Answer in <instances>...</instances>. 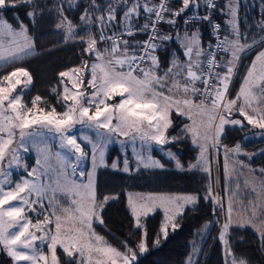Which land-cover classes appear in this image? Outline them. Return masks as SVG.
<instances>
[{"label":"snow or ice","instance_id":"obj_1","mask_svg":"<svg viewBox=\"0 0 264 264\" xmlns=\"http://www.w3.org/2000/svg\"><path fill=\"white\" fill-rule=\"evenodd\" d=\"M174 2L132 0L129 3V0H113L101 5L96 0H90L80 20L85 25L95 24L98 35L88 27L87 39L81 38L80 42L85 45L82 51L94 56L95 62L89 64L84 61L78 67L58 74L63 90L53 88L52 92L63 105L62 112H57L55 107H41L47 101L40 95L32 99L30 107L24 103L25 90L33 82L26 68L17 67L0 76V251H5L13 264H137L138 255L148 251V232L141 218L158 208L163 209L164 220L154 240L159 245L161 238L167 239L169 227L175 231L178 218H182L185 208L198 202L199 196L195 194L175 197L149 194L139 200L129 196L128 207L134 219L133 227L143 229L140 240L135 248L125 241L123 251L109 244L104 236L96 232L94 225H105L102 212L105 205L116 197L97 198L95 170L107 167L105 154L112 143L113 134L128 137L130 133H136L149 147L151 142L164 145L190 135L192 144L199 149V156L195 164H189L188 169L198 168L209 175L210 149L224 147L226 182L231 179L229 154L252 158L242 151L240 143L232 148L221 145V136L225 132V125L240 131L251 125L264 132V20L258 25L260 35H253L249 42L247 33L240 30L238 0H228L220 8L221 13L229 17L223 34L221 26L213 24V35L217 38L215 45L210 44L206 50L202 46L199 29L191 35L185 31L181 48L187 59L182 61L173 53L169 66L162 69L155 52L163 44L155 41H168L173 37L162 34L159 25L163 22L175 26L176 18L187 16L189 12L192 15L185 19V24L189 20H205L212 24L210 15L200 16L196 10L206 7L210 12L217 8L215 0H179V7H173ZM68 3L69 7H76L75 0H68ZM120 4L125 6V10L118 20L117 6ZM21 7L25 9V16L34 22L39 7L36 0H0V66L34 54L35 45L28 26L14 16L17 27H13L2 15ZM56 10L60 17L56 27L64 30L66 41L74 39L76 26L64 15L62 3L56 5ZM141 18L143 23L140 22ZM137 33L146 34L147 39L124 38H134ZM101 42L106 43L102 49L98 47ZM254 48L259 49L256 55L249 64L243 65L246 54ZM212 49H219L225 55L220 56L218 51ZM241 67L244 68L242 76ZM234 78L241 80L235 96L230 90ZM18 86H21L20 91H17ZM116 97H120L119 101L110 103ZM173 110L178 116H186L192 122L185 124L180 134L169 136ZM236 115L242 119L232 118ZM195 116L206 117V121L201 119L198 122ZM34 126L55 132L61 141V148L67 150V155L56 153L60 164L58 169L53 170L40 159L36 162L37 167L30 171L21 164L20 150L28 151L26 145L29 138L36 135L28 130ZM84 129L95 130V139L86 132L79 137L74 134ZM136 138L133 135L132 141ZM133 153L138 167H164L150 154L136 152L134 144ZM167 155L176 161L178 169L183 170L174 153L168 152ZM89 157L92 171L87 173V183L68 179V169L75 176L77 169ZM236 164L247 166L244 161L237 160L233 171ZM20 167L25 168L26 175L14 180L12 169ZM111 167L119 169V161H113ZM129 170V161L125 158L122 171ZM53 171L55 177L50 175ZM259 171L264 174V168ZM80 175L83 176L84 172L80 171ZM225 192L229 194L226 211L221 199L213 196L211 184L204 199H212L225 216L218 236L224 246L225 264H248L247 260L235 257L229 243V230L233 227H254L264 250V203L248 200L243 205L239 184L234 191L226 186ZM58 193L63 195L67 206L57 201ZM238 202L245 207L246 218L234 219V204ZM213 211L216 212V208ZM30 213L35 214V222ZM257 219L260 225L255 223ZM204 230H207L206 226ZM58 249L61 250L60 255ZM188 264H192L191 257Z\"/></svg>","mask_w":264,"mask_h":264},{"label":"trees","instance_id":"obj_2","mask_svg":"<svg viewBox=\"0 0 264 264\" xmlns=\"http://www.w3.org/2000/svg\"><path fill=\"white\" fill-rule=\"evenodd\" d=\"M225 1L227 0H220L215 10V18L221 23L223 32L226 28V21L220 12V8L224 6ZM75 2L76 7H69L68 0H36L39 7L36 10L37 14L34 22L25 16V9L22 7L3 13L6 20L13 26L17 27V21L13 19L14 16H17L19 20L28 26L29 35L34 40L36 50L33 55L23 60L0 66V76L6 75L19 66L26 68L33 77L27 97L29 99H32L35 95L45 97L44 100L47 103L44 105L54 104L58 107V98L52 92V89L59 81L58 74L61 71L71 68L76 62L80 65L81 61H92L95 59L94 56L82 51L85 45L80 40L81 38L87 39L89 34L87 30L77 33L74 39L66 41L64 30L56 27L60 18L56 5L61 3L64 8V15L76 27H82L83 22L80 20V16L84 14V9L89 7L90 0H75ZM96 2L97 4L106 5L113 2V0H96ZM131 2L132 0H129V3ZM245 4L241 5L239 9L241 12L238 19L240 30L242 33H247V37L250 35L251 38L253 35L259 36L260 29L258 25L264 20V0H248V3ZM172 6L179 7V0H175ZM124 10V5L120 4L117 6L118 20L123 16ZM176 20L178 27L184 26L181 17H177ZM165 26L164 23L163 27L165 28ZM202 28L205 31L203 36H207V41L209 42L207 27L202 25ZM94 34L98 35L95 24ZM139 36L137 34L134 38L127 37L126 39L136 40ZM169 43L175 44L174 41ZM168 47H170V44L167 45ZM167 48L158 50V55L164 59L162 66H167L171 61L172 52L166 51ZM257 50L259 49L254 48L246 56ZM165 51L166 55L163 56ZM46 108L49 109L50 106ZM184 120V117L176 116L172 121V126L168 129V135L175 136L180 134L182 126L186 122ZM249 131L250 126H247L244 131L228 126L221 138V143L228 148L240 143L241 147L246 150H257L260 148L264 150V138L256 139L255 141L244 140L245 135ZM167 146L176 152L183 166H188L197 157V147L193 146L185 136H181L179 140L169 143ZM154 154L160 157L164 164L172 166L173 163L164 158L159 151H154ZM112 156L113 149L110 150L108 159L110 160ZM222 160V154H219L217 158L213 150L211 151L213 194L214 197L220 198L224 204L225 178ZM252 164L257 169L264 168V152L258 154L253 159ZM102 194H104V189L102 188V182H99V199L103 198ZM110 196H114L116 199L110 200L102 212L105 225H94L95 230L99 235L104 236L109 244L121 251L124 250L125 241L128 242L130 247L135 248L143 229H135L133 227L134 219L128 207L127 195L124 190H121L117 193H111ZM198 196V202L195 205L187 206L182 218H178V226L175 231L171 230L167 239L161 238L159 245H156L154 240L164 220V212L156 210L145 218V226L148 232V251L139 255L137 264H187L188 257L196 245H199L200 250L196 256L197 259L195 258V264H225L224 246L217 236L219 227L217 221H221L222 212L219 210V205L214 204L212 199L205 200L202 194ZM214 208H216V212L213 211ZM205 226L207 230H204ZM229 243L237 259L243 258L247 260L248 264H264V250L261 249L260 235L253 229L248 227L231 228L229 230ZM60 252L61 250L58 249V255H60ZM61 259L64 260L65 258L62 256Z\"/></svg>","mask_w":264,"mask_h":264},{"label":"rangeland","instance_id":"obj_3","mask_svg":"<svg viewBox=\"0 0 264 264\" xmlns=\"http://www.w3.org/2000/svg\"><path fill=\"white\" fill-rule=\"evenodd\" d=\"M141 2H143V0H141ZM242 2L243 3L241 5L243 4L246 5L245 3H247V0L245 1L242 0ZM92 11H94V9ZM92 19L94 20V16L92 17ZM81 26L82 27H76V33L86 31L88 27H91L92 33L94 34V24L85 25L83 22ZM157 44H161V42L158 41ZM105 46H106L105 42L98 45V47H100L101 49L104 48ZM35 50H36V45H35ZM256 52L252 53L251 55L245 56V58L242 61V64L243 65L249 64L251 60L254 58V56L256 55ZM155 55H157L156 52H155ZM179 59L181 58L179 57ZM90 61H87V62L91 64L92 62H95V59H93L91 62ZM83 62L84 61H81L79 64L82 65ZM80 65H78V62H76L74 66H72L71 68L78 67ZM19 67H22V66H19ZM243 72H244V68L241 67L240 69L241 76L243 75ZM86 78H90V77H86ZM240 83H241L240 78H234V83L230 89L233 96H235L236 92L238 91ZM30 86L31 85L28 86V88L25 90V94L23 95V101L29 107L31 106L32 99L36 96V95L33 96L32 99H29L27 97ZM20 87L21 86H18L17 91H20ZM68 87L71 88L70 83H68ZM54 88H57L58 91L63 90V86L60 84V78H59V81L55 84ZM42 98L44 99L45 97H42ZM119 99L120 97H116L115 100L110 101V103L118 102ZM47 106H50V108L55 107L57 112L64 111V107L61 103H58V107L54 104H48V105L41 104V107L45 109H47L46 108ZM194 118L198 122L201 119H204L206 121V117L202 118L200 116H195ZM232 118L242 119L238 115ZM115 122L116 121L114 119L113 123ZM191 122L192 121L190 120V121H187L185 124H190ZM185 124H183L182 128L184 127ZM228 126H231V125H225V129ZM248 126H250V131L245 135L244 140L255 141L256 139L264 138V132H262V130L252 128L251 125H248ZM79 128L80 126L77 125V129ZM28 131H32L36 133V135L34 136V138H29V143H27L26 145V147L28 148L27 152H24L23 149L20 150L21 164L26 165L27 170L30 171L32 168L37 167L36 162L38 159H40L42 162L46 161L47 164L50 165V167L53 170L58 169L60 164L56 156V153L67 155V150L62 149L60 146L61 141L58 135L55 132H49L47 129L40 128L39 126H34L32 129H29ZM100 131H104V130H100ZM84 132H86L88 135L92 136L95 139V135H96L95 130L84 129L83 132H75L74 134H76L79 137ZM133 135L137 137L134 142L132 141ZM187 138L188 140L191 141L190 135H188ZM122 141L124 142L123 144L121 143ZM133 144L135 146L136 152L143 151L145 155L150 154L154 160H158L161 164L164 165V167L163 168H144L142 166L138 167L136 158L133 153ZM111 149H113V156L109 160L108 158H109ZM153 149H156L157 151L161 153V155L164 158L173 162V165L168 166L164 164L160 157H157L155 154H153ZM87 150L88 149H86V151ZM212 150L214 152V155L217 158L219 154H222V158H223L222 163H223V168H224V162H225L224 147H219L218 149H212ZM262 150H263L262 148L257 149V150H246L242 148L243 152L251 155L252 157L251 159H248V156H245V155H239V156H233L232 154L228 155V163H229V168L231 172V179L228 180L227 182L225 180V187L227 186L228 189L234 191L236 190L237 184H239L240 200L243 201V205H246L248 200H253L258 203H264V187H262V185H264V174L258 173V169L254 167L252 164L253 159L258 154H260ZM168 152L174 153L176 155V158L178 159L176 152L172 148L165 147V144L157 145L155 142H151L150 147H149L148 144H146L145 142L139 139V136L136 133H130L128 137L113 134L112 143L109 144L107 152L105 154V162L107 164V167H98L95 170V186H96L97 198L99 199L98 197L99 182H102V188L104 189V194H102L103 197L110 196L111 193H117L121 190L125 191L127 198L131 196L134 200H139L140 197L147 196L149 194L163 195V196H169V197L189 195V194H195V195L202 194L205 196L207 194V189H208L209 184H211L212 194H213V180H212L213 166L212 165H210V168H211L210 175L209 173L200 171L198 168L189 170L188 166H183V170H180L176 167V161L168 157L167 155ZM198 156H199V149L197 153V157ZM125 158H127L129 161V167H130L129 172L122 171L123 161ZM209 159H210V152H209ZM115 160L119 161V164H120L119 169H113L111 167L113 161ZM237 160L244 161L245 165L247 166L241 167L240 165L236 164L235 170L233 171L232 168H233L234 162ZM196 162H193L192 164H195ZM12 171H13L14 180H18L20 177L26 175L24 167H20L19 169L14 168L12 169ZM80 171L84 172L83 176L80 175ZM90 171H92V162H91V158L89 157L87 160L83 161L81 167L77 169L75 176H72L70 174L71 169L70 168L68 169V172H69L68 179L70 180L74 179L78 183H81V182L87 183V173ZM50 175L52 177H55L56 175L55 171L50 173ZM224 178H225V173H224ZM61 181L63 182V177H61ZM253 188H255V191H253ZM223 196L225 197V201L223 205L226 211L228 200H229V194L225 192ZM258 196H259V200H257ZM57 201L62 206H67V202L65 201V198L63 197L62 194H59V193L57 194ZM243 205L239 202L234 204V208H235V211L233 213L234 219L246 218V209ZM157 210L163 211L162 208H158ZM237 213L239 214V216H237ZM150 214L152 213H149L148 215ZM29 215L33 219V222H35V219H36L35 214L30 213ZM247 215H250V213H247ZM145 218L146 217L141 218V223H143L144 225H145ZM224 219H225V216H224V213H222L221 221L219 222V227L217 229V236H219L221 224L224 222ZM255 223L257 225H260V220L257 219ZM246 227L251 228L254 231H256V229L252 226H246ZM171 230H172L171 227H169L168 235ZM0 248H2V246H0ZM199 250H200L199 245H196L193 247L191 254L189 256L192 259V264H195L196 259H197L196 256L197 254H199ZM189 257L187 260V264L189 261ZM0 264H13V261L11 260L10 257L7 256L5 251H0ZM21 264H27V262H21Z\"/></svg>","mask_w":264,"mask_h":264},{"label":"crops","instance_id":"obj_4","mask_svg":"<svg viewBox=\"0 0 264 264\" xmlns=\"http://www.w3.org/2000/svg\"><path fill=\"white\" fill-rule=\"evenodd\" d=\"M243 1H245V0H243ZM227 2H228V0L225 1L224 6L227 4ZM242 3H243L242 0H238V5H239L238 6V12H237L238 19H239V15L241 13L239 11V9H240ZM247 3H248V0H247ZM224 6H222V7H224ZM222 15H223V17H225V21L229 19L228 16H226L224 14H222ZM140 22L143 23V19L140 20ZM165 25H166L165 28L162 27L161 33L162 34H170L173 37V39L168 40V41H160V40H157L156 43H158V41L161 42V44L163 43V46H162L161 49L167 48V45L170 44V47H168L166 51H171L172 52L171 60L173 59V53H175L176 55L178 54L177 56H179L181 58L180 60H182V61L187 59L183 55V51H184L183 48H181V42H182V39H183V36H184L185 31H187L188 34L191 35L192 32H194L197 29H199V35H200V38H201L202 46L207 50V47H208V41H207L208 40V37L207 36H205V37L203 36L204 33H205V31H203L202 25H200V24H191V25H187V26L184 25V26H181V27L180 26L178 27L177 25L176 26H171V25H168L166 23H165ZM226 27H227V25H226ZM177 34H179V39L177 38ZM250 36H248L249 38L247 37L249 42H251V37ZM170 41H174L175 44L172 45V43H169ZM158 50L159 49L156 50V54L157 55H158ZM166 51L163 52V56L166 55ZM224 55H225V53H223L222 56H224ZM158 57L160 58L159 55H158ZM163 61H164V59L161 57L160 58V62H161L162 69L167 68L169 66V63L167 64V66H162L164 64ZM176 116H178V115L176 114L175 110H173L172 113H171V116H170V118L172 119V121L174 120V118ZM181 117H184L185 118L184 121H186V122L187 121H190L186 116H181ZM185 137L187 138L188 136H185ZM165 147H168L167 144H165ZM154 151H156V149H153V154H154ZM211 151H212V149L210 150V160H211ZM196 160H197V158L195 160H193L190 164H192L193 162H196ZM259 170L260 169H258V173H261Z\"/></svg>","mask_w":264,"mask_h":264},{"label":"built area","instance_id":"obj_5","mask_svg":"<svg viewBox=\"0 0 264 264\" xmlns=\"http://www.w3.org/2000/svg\"><path fill=\"white\" fill-rule=\"evenodd\" d=\"M220 0H215V3L218 5V2ZM216 10V9H215ZM215 10H211L209 12V10L206 8V7H202L200 9H197L196 12L198 15L200 16H203V15H210L211 18H212V24H210L208 21H205V20H189V23L185 24V19H188L189 17H191L192 13L189 12L187 14V16H184V17H181V21H182V24L183 25H191V24H202V25H205L207 27V30H208V36H209V42H208V47L207 49H209V46L210 44L211 45H215L216 43V36L213 35V24H219L221 26V33L223 34V29H222V25L221 23L215 18ZM163 22L161 23V25H159V28H160V31L162 30V27H163ZM109 35L111 34V30L109 31L108 33ZM139 34L140 36L136 39V40H139V41H143V40H146L147 39V35L144 34V33H137ZM136 34V35H137ZM125 39L127 38V36L124 37ZM222 38V36H221ZM157 41H155L156 43ZM212 50H216L219 52V55L222 56L223 55V52H221L219 49H212Z\"/></svg>","mask_w":264,"mask_h":264}]
</instances>
